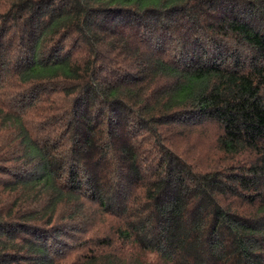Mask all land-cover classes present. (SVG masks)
Segmentation results:
<instances>
[{
  "label": "trees",
  "instance_id": "obj_1",
  "mask_svg": "<svg viewBox=\"0 0 264 264\" xmlns=\"http://www.w3.org/2000/svg\"><path fill=\"white\" fill-rule=\"evenodd\" d=\"M263 92L264 0H0V264H264Z\"/></svg>",
  "mask_w": 264,
  "mask_h": 264
},
{
  "label": "rangeland",
  "instance_id": "obj_2",
  "mask_svg": "<svg viewBox=\"0 0 264 264\" xmlns=\"http://www.w3.org/2000/svg\"><path fill=\"white\" fill-rule=\"evenodd\" d=\"M264 94V92H263ZM202 136V137H201ZM193 135L192 138L189 137L188 140L182 139L180 141V151H182L183 153H186L187 155L195 156V157H203V163L206 160H211L213 158V156L215 155V149L213 148L212 142L209 140V138H207L206 136L203 135ZM107 221H103L104 226H100L101 231V235L105 234L106 236H110L111 238H114V234L111 232V230H109V228H107ZM100 225L101 221H100ZM108 233V234H107ZM89 242L91 243V241L89 240ZM129 261H127V263L132 262V260H135L136 257H128ZM144 259L147 260V262L149 263H154L155 261H157L156 256L154 255H150V254H146L144 256Z\"/></svg>",
  "mask_w": 264,
  "mask_h": 264
}]
</instances>
